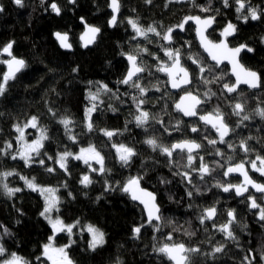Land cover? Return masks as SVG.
I'll list each match as a JSON object with an SVG mask.
<instances>
[{"label": "trees", "instance_id": "trees-1", "mask_svg": "<svg viewBox=\"0 0 264 264\" xmlns=\"http://www.w3.org/2000/svg\"><path fill=\"white\" fill-rule=\"evenodd\" d=\"M109 1L76 0L75 4H71L69 0H44L43 3L41 0H25V7L18 8L12 0H0V5L5 8L0 13V48L9 41H15L13 54L27 63L17 78L9 82L5 96L0 97V148L10 141L14 152L19 146L15 141L17 133L13 126L18 123L22 125L36 116L39 125L47 129L49 136L42 151L53 157V160H48L47 156H41L37 160L43 158L46 166L57 169L54 173H48L38 163L25 167L23 161H13L10 156H3L0 157V172L12 170L19 175L35 177L41 186L59 189L61 203L58 214L65 223L79 220L81 225L91 224L102 230L105 244L93 252L88 248L90 235L87 231L83 228L74 229L76 243L69 249V254L76 264H172L153 250L165 242L200 248L201 252L192 257V264H247L244 257L248 255L255 257L253 264H264L260 260V255L264 253V221L258 219V209H250L245 198L239 200L233 193H224L213 187L218 181L232 182V179L227 181L223 176L228 163L235 164L242 160H254L257 155L264 156V119L255 114L257 108H264V17L243 23L237 19L234 0H229L228 8L224 7L223 0H190L184 3L178 0H151V3L146 0H120L117 26L111 28L108 24L112 15ZM52 2L61 8L60 16L51 11ZM250 4L264 13V0H250ZM201 8H209V11L203 12ZM192 15L217 18L216 29L209 34L214 41L219 40L218 31L227 22L235 23L238 31L230 41L231 45L247 44L254 49L252 54L244 53L241 60L248 68L260 74V91L241 88L236 94L228 95L222 88L225 82L234 83L228 66L205 73L212 79L214 75L220 74L221 69L224 72L223 80L207 86L200 80L197 70L193 73L194 82L190 87L198 90L201 95L209 89L215 93L201 108L204 112L216 108L221 110L225 120L234 129L226 140L236 146L235 151L229 149L227 144L209 145L203 139L204 136L217 138L211 128H206L199 120L188 121L175 112V102L182 93L175 94L167 88V77L156 71L158 61L153 59L155 55L167 61L160 47L165 42L152 33H148L147 39H132L135 33L127 22L128 19H134L144 29L152 26L164 33ZM81 17L101 29L97 42L86 50L79 40L84 30ZM56 31L70 35L72 52L63 51L59 47L54 38ZM173 37L172 46L182 50V62L190 70L196 66L187 59L188 55L197 57L206 66L212 65L197 43L193 26H188L183 34L174 33ZM185 41L191 42L190 48ZM145 48L148 52L143 51ZM122 53L136 55L138 63L144 66L140 82L150 89L146 96L140 97L138 90L118 83L129 67ZM0 59L5 57L0 56ZM4 71L6 65L0 64V73ZM101 84L107 85L110 91L100 89L99 98L95 102L98 107L92 114L94 131L87 132L85 112L92 103L89 93H96ZM154 86L160 87L161 91H155ZM134 96L145 101L143 110L150 114L147 132L136 127L134 122L137 114L132 99ZM236 100L243 101L245 105V112L241 115L248 114L251 117L243 124H240L239 117L231 114V106ZM65 117L73 121L71 127L73 135L77 136L76 143L69 140L63 125L59 123ZM178 119L183 121L182 131H174L171 136L156 122L163 121L164 126L171 130ZM193 125L202 131L199 134L192 133L190 129ZM101 129L119 130L120 134L109 141L102 135ZM150 135L157 137L158 142L164 145H170L178 139H196L203 145L199 154L215 170L204 180L192 173L195 187L187 184L177 174L190 171L184 167L186 155L174 153L170 162L165 155L152 151L144 143ZM248 137H251L247 140L251 151L245 155L238 145L241 139ZM112 143H124L137 151L129 166L121 165L115 149L111 147ZM89 144L95 145L105 157V167L110 171L104 175L90 173L93 183L85 188L80 180L84 174H89L87 165L70 158L68 172L65 173L54 161L57 153H77L81 147ZM217 148L224 153L223 157L214 154ZM228 157H232L230 162ZM216 161L225 164V168L217 167ZM198 164L199 160L195 166ZM19 175L8 177L6 182L10 187H20L21 192L8 197L0 187V224L12 232V236H5L2 242L9 251H15L37 264L35 257L40 255L52 230L40 215L44 199L38 192L26 188ZM137 176L142 177V186L157 196L162 217L158 225L157 222L149 225L142 206L119 190V186L129 178ZM253 176L264 183V177L255 173ZM106 184L115 190L105 191ZM196 188H199L200 194L189 198L187 191L195 193ZM258 200L261 203V199ZM213 205L218 209V218L213 222L217 225L227 221V210H235V239L226 240L222 233L212 227L211 221L200 224L202 210ZM140 225H143L140 237L134 239L133 229ZM154 226L159 227V231ZM167 234L173 235V241H166ZM67 241V235L60 233L55 243L64 245ZM217 245L224 246L222 253L205 255Z\"/></svg>", "mask_w": 264, "mask_h": 264}, {"label": "snow or ice", "instance_id": "snow-or-ice-1", "mask_svg": "<svg viewBox=\"0 0 264 264\" xmlns=\"http://www.w3.org/2000/svg\"><path fill=\"white\" fill-rule=\"evenodd\" d=\"M14 5L18 8L25 7V0H12ZM43 3L44 0H41ZM147 3H151V0H146ZM69 3L75 4L76 0H69ZM236 5L235 12L237 13V19L241 20L243 23H248L249 19L252 21L261 20L264 17V13L259 12L256 8L252 7L250 0H234ZM223 5L225 8L230 7L229 0H223ZM109 7L111 9L112 15L108 24L110 27L117 26L118 14L120 12V0H110ZM51 11L57 16L61 15V8L57 3L52 2L50 4ZM5 8L0 5V13H3ZM201 11L208 12L209 8H201ZM189 21H192L196 24V35L199 39L200 47L203 49L207 56L214 62L212 65H205L200 59L193 55H188L187 59L191 61L192 65H195V69H191L189 66H185L182 63V50L180 48H174L173 45V32L176 29L179 31L185 30V25ZM81 24L84 26L85 31L79 37L82 42V46L87 48L89 45L95 43L97 36L101 32V29L97 26L89 25L83 17L80 18ZM128 24L131 26L135 36L132 39L136 38H148V33L154 34L160 40L165 43L160 45L161 49L164 52V55L168 58L167 61L160 60L159 57L153 55V59L157 60L156 71L163 73L167 76V84L171 89L177 90L178 92L182 90V94L179 95L178 101L175 102L174 110L177 113L182 114L183 117L189 118H198L203 125L208 128L210 127L216 134L217 138H210L209 136H204L203 139L207 140L209 145L215 146L219 144H227L229 149L233 151L236 150V146L226 140L231 133L234 132L232 126L225 120L224 114L219 108L211 112H204L201 106L207 103L211 99V96L215 93L211 92V89L205 91L202 95L198 90H193L189 86L193 84V73L197 72L200 80L205 86L218 83L223 80L224 72L221 69L219 75H214L212 79H209L205 73L213 72L215 69L220 68V65L227 61L228 64L232 66V75L235 76L234 83H223L222 88L227 94L237 93L238 88L241 84H245L250 89H257L261 87V77L256 71H252L243 67L239 62L240 53L247 51L252 53L254 49L247 44H239L235 47H229L228 37L235 36L238 28L237 25L231 21L227 22L225 27L220 32V36L223 38L219 42H215L206 35L209 28L216 22L215 16H209L206 18H201L200 16H187L184 20L175 26V28H168L164 33L157 31L156 27L149 26L147 29L139 26L137 21L134 19H128ZM56 40L59 42L61 48L66 50H71L73 45L69 42L68 33L55 32L54 33ZM15 41H9L6 45L0 48V56H7L8 59H0V64L6 65V71L0 73V97H4L5 93L8 90L9 82L17 78V74L22 72L26 67L27 63L23 58H18L13 54V45ZM187 47H191V42L185 41ZM144 52H148V49H143ZM128 61L129 67L126 71L125 76L118 81V83L126 85L130 88L138 90L140 97L147 95V87L142 86L141 84V73L145 71V68L142 64L138 63V58L136 55L131 53H122ZM75 71V69H74ZM91 83V82H90ZM155 91H161L160 87L154 86ZM100 89L105 92L110 91L107 85L101 84L96 93H89V99L92 101L91 106L86 109L85 112V128L87 132L94 131V124L92 121V113L97 110V103H95L99 98ZM134 103L136 104V115L134 117V122L136 127L142 128L145 132L148 131L146 127L150 123V114L148 111L143 110V105L145 101L143 99H138L137 97H132ZM235 99V98H234ZM232 115H235L240 118V124H243L245 121L251 119L250 115L242 113L245 112V105L243 101L236 100V102L231 106ZM51 111V109H50ZM256 115L261 119H264V108H257ZM161 124L164 128V131L171 136L173 132L182 131L181 125L183 121L178 119L176 124L173 125L170 130L168 127L164 126L163 121H156ZM59 123L63 125L65 133L68 136L69 140L73 143L77 142V136L73 135L72 127L73 121L70 118H63L59 120ZM14 130L17 133L15 137L16 144L19 146L14 152L13 144L5 142L4 147L0 148V157L10 156L13 161L21 160L24 163L25 167H31L34 163H38L40 166L45 167V171L48 173H54L57 169L54 167L46 166L45 159L41 158L37 160V157L47 156L48 160H53V157L47 155L45 149V141L49 139L47 134V129L39 126L38 118L32 116L27 122L23 125L15 124ZM35 129L38 133L35 139L29 142L25 136L27 129ZM191 132L199 134L202 130L197 126H191ZM102 135L106 137L109 141L113 137L119 135V130H109L101 129ZM251 139H241L239 142V149L242 150L245 155H247L251 149L248 146L247 140ZM144 143L152 149V151H159L161 155H165L171 162L174 156V153L185 154L186 155V164L184 167L190 171H184L177 173L181 175L187 184L194 185L192 179V173L199 175L201 180L211 174L215 169L210 167L209 163L205 161V157L200 155V149L203 147L202 143L197 142L196 139H178L175 142H172L170 145H164L158 142V138L155 136H148ZM111 147L115 149L116 157L121 163L122 166H129L132 158L137 155V151L124 143H112ZM216 156L223 157L224 153L220 149H215ZM71 157L76 161H82L87 165L89 174H84L80 180V183L87 188L93 183V179L90 176V173H97L99 175H104L106 172L110 171L105 167V157L101 155L100 151L97 150L95 145L89 144L87 147H81L78 153H73L71 151H64L62 153L56 154L55 164L59 166L60 170H63L65 173L68 172V159ZM199 160L198 166L196 161ZM228 162L232 160V157L227 158ZM92 161L95 164L99 165V168H94ZM259 162V163H257ZM216 166L220 168H225V164H222L220 161H216ZM250 164L251 171L259 173L261 177H264V156L257 155L254 160L250 161H241L239 163L231 164L228 163V166L223 171V176L225 178L229 177L232 174H239L243 177V180L240 183L234 184L231 182H220L218 181L213 187L221 189L224 193H230L234 191L235 196L243 197L245 193L249 192V187L255 190L256 193H260L261 196L258 198L253 194H249L245 197L248 202V207L250 209H258L259 215L258 219L264 221V206L257 202L258 199H264V183H259L254 180L250 175L248 170L245 167V164ZM19 175V173L9 170L0 172V187L3 188L5 195L8 197L14 196L16 193L22 191L20 187H10L6 182L8 177ZM19 179L24 181V185L33 192H38L39 195L44 199V207L40 212L41 217H43L49 224L52 235L48 237V242L42 246V251L40 255L35 257V262L37 264H76V261L70 256L69 249L76 243L73 239V236L76 235L74 229L83 228L90 235L91 239L88 243V248L91 251H96L97 248L102 247L105 244V234L100 231L95 226L81 225L80 221L77 220L71 224H67L59 216H53V213H59V204L61 203V198L57 195L59 189L53 187H43L36 183L35 177L29 179L26 176L19 175ZM142 180L141 176L131 177L124 184L119 186V190L123 193L130 196L131 200L138 201L139 204L143 205V210L147 213V223L149 225L153 224V221L157 222V225L161 221L162 217L160 215V207L156 203V196L140 186V181ZM115 190L111 185L105 187V191ZM187 196L192 198L194 194H200L199 188H196L195 193L192 190L187 191ZM71 195V193H69ZM217 208L213 206L205 207L199 217L200 224H205L206 221H214L217 216ZM227 221L223 224L217 225L216 223L212 224V227L217 231L222 233L225 239H235L233 225L237 223V217L234 209L227 210ZM143 225L137 226L133 229L134 239H138L141 234V228ZM155 227L156 231H159V227ZM0 264H34L33 261H29L22 255L18 254L15 251H9L5 246V243L2 242L4 237H11L12 232L0 224ZM64 233L68 237V241L63 246H57L55 241L56 237ZM166 241H173V235L167 234L165 237ZM158 255L164 256L167 260L171 261L172 264H192V257L199 254L201 249L198 247L187 246L184 243H163L153 249ZM224 251L223 245L215 246L210 253L205 255L215 256L216 254L222 253ZM255 257L251 255L245 256L244 261L247 264H253ZM260 260L264 261V253L260 255Z\"/></svg>", "mask_w": 264, "mask_h": 264}, {"label": "water", "instance_id": "water-1", "mask_svg": "<svg viewBox=\"0 0 264 264\" xmlns=\"http://www.w3.org/2000/svg\"><path fill=\"white\" fill-rule=\"evenodd\" d=\"M188 1H190V0H178V2H180V3H184V2H188ZM109 3H110V1H109ZM109 11L111 12V9H110V7H109ZM112 13V12H111ZM119 15H120V12H119V14H118V19H119ZM194 16H199V15H194ZM202 19L203 18H206V17H202V16H200ZM207 17H209V16H207ZM216 24H217V18H216V22L212 25V27L211 28H209L208 29V31H207V33H206V35H208L209 36V32L210 31H212L215 27H216ZM89 25H91V24H89ZM189 25H192L194 28H195V37H196V40H197V43L199 44V39H198V37H197V35H196V24L194 23V22H192V21H189L188 22V24H186L185 25V30H186V28H187V26H189ZM92 26H94V25H92ZM111 28H114V27H111ZM175 28V27H174ZM185 30L184 31H179V29H176V31H174V32H180V33H184L185 32ZM85 31V29L83 30V32ZM222 31V30H221ZM220 31V32H221ZM57 32H61V31H57ZM82 32V33H83ZM173 32V33H174ZM220 32H219V36H220ZM61 33H65V32H61ZM82 33H81V35H82ZM101 33V32H100ZM100 33H99V35H100ZM69 35V34H68ZM80 35V36H81ZM99 35L97 36V38H96V41H95V43L97 42V40H98V37H99ZM54 38H55V35H54ZM210 38V37H209ZM232 38H234V36H232V37H228V41H230ZM221 39H223L221 36H220V40ZM55 40H56V38H55ZM80 40V39H79ZM57 41V40H56ZM69 42L71 43V41H70V35H69ZM217 42H219V41H217ZM57 43H58V45H59V42L57 41ZM80 43H81V46H82V42L80 41ZM95 43H93V44H91V45H89L87 48H85V47H83V49H88V48H92L93 46H94V44ZM199 46H200V44H199ZM59 47H60V45H59ZM229 47H232L231 45H230V42H229ZM61 48V47H60ZM201 48V47H200ZM63 51H68V52H72L73 51V47H72V49L69 51V50H66V49H63V48H61ZM201 50L203 51V49L201 48ZM203 53H204V55L209 59V61L213 64L214 62L207 56V53H205L204 51H203ZM243 53H248L247 51H243V52H241L240 53V56H239V62H240V64L241 65H243V67L244 68H246V69H249V70H252V71H255V70H253V69H250V68H248L246 65H244L243 63H242V61H241V56H242V54ZM249 54H252V53H249ZM6 59H8V57L7 56H4ZM18 58H20V57H18ZM128 62V61H127ZM138 62V61H137ZM183 63V62H182ZM129 65V64H128ZM224 65H227L228 67H229V72H230V75H231V77L233 78V80H234V82H235V76H233L232 75V66L230 65V64H228L227 63V61H225L223 64H221L220 65V68L222 67V66H224ZM7 70V69H6ZM257 72V71H256ZM258 73V72H257ZM19 74V73H18ZM17 74V75H18ZM143 73H141L140 75H142ZM259 74V73H258ZM260 75V74H259ZM167 77V76H166ZM261 77V76H260ZM261 83H262V80H261ZM192 85H190L189 87H191ZM168 87H169V89H170V91L172 92V93H175V94H180V93H182V90L181 91H177V90H174V89H171V87L168 85ZM241 88H246V89H248V90H250V91H254V92H257V91H260V89H261V87L260 88H257V89H250V88H248V86L247 85H245V84H241L240 86H239V88H238V91L241 89ZM237 91V92H238ZM234 94H236V93H233V94H228V95H234ZM182 115V114H181ZM184 119H186V120H188V121H190V120H195V119H198V118H189V117H184ZM201 124L203 125V123L201 122ZM210 128V127H209ZM229 137V136H228ZM228 137H226V139L228 138ZM245 167H246V169L248 170V172H249V169H248V166L245 164ZM249 175L251 176V174H250V172H249ZM231 177H238V178H240L241 179V181L243 180V177H241L239 174H232V175H230L229 177H227V178H225V179H228V178H231ZM252 177V176H251ZM253 178V177H252ZM260 183V182H259ZM140 186L143 188V189H145V190H147V191H149V192H152L151 190H149V189H147V188H145V187H143L142 186V183H141V181H140ZM249 190H252L255 194H257V195H261L260 193H256L255 192V190L254 189H252L251 187H249ZM153 193V192H152ZM154 194V193H153ZM248 193H245V196L247 195ZM155 195V194H154ZM156 196V195H155ZM245 196H243V197H245ZM243 197H238V198H243ZM264 200V199H263ZM133 201V200H132ZM134 203H136V204H138V205H140V206H142V208H143V205H141V204H139V202L138 201H133ZM156 203L158 204V206L160 207V205H159V203H158V200H157V196H156ZM145 212V211H144ZM145 214H146V217H147V213L145 212ZM160 215H161V207H160ZM217 217V216H216ZM216 219V218H215ZM153 222H155V221H153ZM211 222H213V221H211Z\"/></svg>", "mask_w": 264, "mask_h": 264}, {"label": "flooded vegetation", "instance_id": "flooded-vegetation-1", "mask_svg": "<svg viewBox=\"0 0 264 264\" xmlns=\"http://www.w3.org/2000/svg\"><path fill=\"white\" fill-rule=\"evenodd\" d=\"M193 16V15H192ZM200 16V15H199ZM203 17V16H202ZM207 17V16H206ZM189 26H192V25H189ZM216 26H217V24H216ZM188 27V26H187ZM224 28V27H223ZM222 28V29H223ZM187 29V28H186ZM214 29H216V27L214 28ZM213 29V30H214ZM222 29H220L219 31H218V35H219V32L222 30ZM212 30V31H213ZM186 31V30H185ZM194 31H195V28H194ZM212 31H210V32H212ZM210 32H209V34H210ZM174 33H180V32H174ZM173 33V34H174ZM185 33V32H184ZM181 34H183V33H181ZM210 37V36H209ZM235 37V36H234ZM211 39V38H210ZM233 39V38H232ZM231 39V40H232ZM212 40V39H211ZM219 40H220V36H219ZM218 40V41H219ZM230 40V41H231ZM214 41V40H213ZM229 41V42H230ZM215 42H217V41H215ZM230 45H231V43H230ZM232 46V45H231ZM232 47H235V46H232ZM244 54V53H243ZM242 54V55H243ZM241 58H242V56H241ZM6 59V58H5ZM242 61V60H241ZM224 66H227V65H224ZM223 67V66H222ZM229 68V67H228ZM195 120H198V119H195ZM190 121H194V120H190ZM201 123V122H200ZM198 142V141H197ZM247 165V164H246ZM248 166V165H247ZM248 169H249V166H248ZM249 172H250V174H251V176L253 177V179L254 180H256L255 179V177L253 176V173H255V174H258V173H256V172H253V171H251V170H249ZM232 179V182L231 183H234V184H237V183H240L241 182V179L240 178H238V177H231V178H228V179H226L227 181H230ZM257 182H260V181H258V180H256ZM260 183H262V182H260ZM231 193H233L234 194V196H235V193H234V191H232ZM249 194H253V195H255L256 197H260L261 195H257V194H255L252 190H249V192H248V194L245 196V197H247ZM237 199H239V200H243L245 197H243V198H238L237 196H235ZM257 202L259 203V200H257ZM262 206H264V200L263 199H261V203H260ZM218 210V209H217ZM258 212H259V210H258ZM217 218H218V212H217V217H216V219L213 221V222H215L216 220H217ZM227 219H228V217H227ZM212 222V223H213Z\"/></svg>", "mask_w": 264, "mask_h": 264}, {"label": "rangeland", "instance_id": "rangeland-1", "mask_svg": "<svg viewBox=\"0 0 264 264\" xmlns=\"http://www.w3.org/2000/svg\"><path fill=\"white\" fill-rule=\"evenodd\" d=\"M93 114V113H92ZM27 122V121H26ZM24 124V123H23ZM22 124V125H23ZM40 126V125H39ZM38 135V133H37V131L35 130V129H32V128H29V129H27L26 130V132H25V136H26V138H27V140L29 141V142H31L33 139H35L36 138V136ZM78 153V152H77ZM71 157H69V159H70ZM68 159V160H69ZM92 163V165H93V167L94 168H99V165H97V164H95V162L94 161H92L91 162ZM257 163H259V162H257ZM248 166H249V170H251V168H250V164H248ZM257 173V172H256ZM259 174V173H258ZM29 178V177H28ZM29 179H31V178H29ZM37 183V182H36ZM38 184V183H37ZM25 186V185H24ZM26 187V186H25ZM43 187H50V186H43ZM27 188V187H26ZM54 188V187H53ZM57 195H58V192H57ZM59 196V195H58ZM59 209H60V206H59ZM56 215H59L58 213H53V216L55 217ZM258 215H259V212H258ZM60 216V215H59ZM61 217V216H60ZM97 228V227H96ZM100 230V229H99ZM100 231H102V230H100ZM73 239H74V237H73ZM90 239H91V237H90ZM57 245V244H56ZM57 246H63V245H57Z\"/></svg>", "mask_w": 264, "mask_h": 264}, {"label": "bare ground", "instance_id": "bare-ground-1", "mask_svg": "<svg viewBox=\"0 0 264 264\" xmlns=\"http://www.w3.org/2000/svg\"><path fill=\"white\" fill-rule=\"evenodd\" d=\"M107 3H108V1H107ZM88 24H89V22H88ZM57 32V31H56ZM55 33V32H54ZM128 69V68H127ZM162 74V73H161ZM163 76V75H162ZM162 79V78H161ZM167 88H169V87H167Z\"/></svg>", "mask_w": 264, "mask_h": 264}]
</instances>
